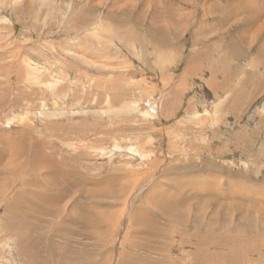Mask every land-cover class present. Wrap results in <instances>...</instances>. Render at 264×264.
I'll use <instances>...</instances> for the list:
<instances>
[{"label":"rangeland","instance_id":"obj_1","mask_svg":"<svg viewBox=\"0 0 264 264\" xmlns=\"http://www.w3.org/2000/svg\"><path fill=\"white\" fill-rule=\"evenodd\" d=\"M263 4L0 0V164L21 139L90 179L33 216L11 199L45 192L50 169L0 175V264H26L6 225L59 264H264Z\"/></svg>","mask_w":264,"mask_h":264},{"label":"bare ground","instance_id":"obj_2","mask_svg":"<svg viewBox=\"0 0 264 264\" xmlns=\"http://www.w3.org/2000/svg\"><path fill=\"white\" fill-rule=\"evenodd\" d=\"M240 5H242V4H240ZM100 8H101V6H100ZM252 9L254 10V8H252ZM127 12H129V11H127ZM129 14H130V12H129ZM115 18H117V16ZM139 18H140V16H138V20H139ZM252 18H253V22H254L252 25H255L254 27H258L259 28V29L257 28L258 30H254L253 31V34H256L257 35L264 28V21L261 20V15H256L255 14ZM134 19H135V17H134ZM138 20H137V23H138ZM88 21L89 20H87L86 22H88ZM140 21H141V19H140ZM140 24H141V22H140ZM126 28L129 29V27H126ZM248 36H250V35H248ZM70 46L72 47L71 44H70ZM236 104H238V103H236ZM31 141H32V139H31ZM15 145H17L19 147L18 148L16 147V150H11V148L13 146H15ZM28 145L30 147H34V156H28L27 157L26 154H24L25 153L24 152V148L27 149L28 147L26 146V144H24V142L21 141V139L18 142L9 140L8 142H5L4 143V146H7L11 150V152L9 153L8 159L5 162H3V163L0 164V175L6 176V178H8V177H11L12 175H14L15 173L19 174L28 165H31V163L36 168L48 167L50 169V173H49V171H46L45 172V179H46L47 187H48L47 189H45V192L42 193L40 190H33L32 193H28V191L25 189L26 192H18L17 193V200L16 201L13 200V199H11V202L12 203H20V204L26 206L24 208V210H26V212H30L31 210H33L34 213L33 214L31 213L33 216H37L39 214H41V215L43 214L44 216H48V215H51L52 214V211H58L60 209H63V207H64L63 201L67 197V195H69V192L73 191L72 189H75V188H85L86 185L89 183V180L90 179H88L87 178V174H84V173H82L81 175H75L74 174V173H76L75 169H74L75 172H73V170H72L73 173L72 172H70L71 174L69 173V171L72 168L71 164L74 161V158L73 157H69V160H66L64 158H59V162L60 163L52 162L53 163L52 164L50 162L51 159H55L56 160V158H57L56 151L55 152L54 151H51L50 154L49 153L48 154H45L44 152L41 151V153H39V155H37L36 152H35V150H36V148H37V150L38 149L41 150V143L39 145V143L30 142V143H28ZM7 147L3 148V150H6ZM52 150H54V149H52ZM64 160H66V161L64 162ZM39 177L42 178V175H39ZM33 183H34V181L32 179H31V182H29V181L26 182V184L28 186H31ZM95 184H99V183L95 182ZM108 188H115L116 189L115 186L109 185V186H107L105 188V190L108 189ZM123 188L124 187L121 186L120 187V191L123 190ZM50 189H53V190H56V191L55 192H51ZM94 189H95V187H94ZM91 191H92L91 189H88L87 192H90V194H94V192H91ZM105 192L108 194V196H115L114 193H117V192H115V190L105 191ZM0 193H1V191H0ZM173 193H174V191H173ZM102 195H105V194L102 193ZM177 199H179V198H177ZM180 201L181 200H179V203L178 204L183 205L182 203H180ZM199 201H200L199 204H201V200H199ZM203 201L204 200H202V203H203ZM209 201H210V199H209ZM175 202H176V200H175ZM205 202H206V199H205ZM206 204L207 203L202 204V205H199V207H206ZM181 205H178L177 207H180ZM199 213H200V210L198 209L197 214H199ZM18 217H19V220H20L22 216L20 217V215H18L15 218L17 219ZM82 217H83V220H88V221H91L92 220V219L91 220L89 219V216H83L82 215ZM98 217L99 216H97L95 218H98ZM80 220H81V218H80ZM95 221L96 220L94 219V222ZM99 221H100V219H99ZM99 221H98V223L101 224V222H99ZM195 221H196V219H195ZM102 224H103V222H102ZM12 225H13V223H12ZM96 227H98V226H96ZM5 228L8 229V230L11 229L10 236H12L14 238V239H12V244H13L15 250H16L17 256H18V258L20 260H23L24 262H26V264H50L49 262H51L52 264H59V263L62 262V261L55 260L52 257H50V259L49 258L41 259L39 257L40 249L37 250V247H38L37 242L34 241V240H32V239L30 240L28 234L25 231H23L21 229L20 230L19 229H15V228H13L10 225H6ZM8 243L10 244V242H8ZM53 249H54V247L52 245L48 246V251L50 253L53 252ZM12 250H13V248H11L9 250V252H11ZM65 258L67 259V257H65ZM84 262H83V264H84ZM85 264H86V262H85ZM92 264H95V263L92 262ZM97 264H98V262H97Z\"/></svg>","mask_w":264,"mask_h":264},{"label":"crops","instance_id":"obj_3","mask_svg":"<svg viewBox=\"0 0 264 264\" xmlns=\"http://www.w3.org/2000/svg\"><path fill=\"white\" fill-rule=\"evenodd\" d=\"M97 0H95V2H96ZM224 17V16H223ZM264 18V17H263ZM253 19V18H252ZM245 39V38H244ZM232 45V43L230 42L229 43V47ZM221 48L223 49V50H227L228 49V47H226V46H221ZM179 49H181V48H179ZM182 50V49H181ZM219 88H221V86L219 87ZM262 91H264V83L260 80V81H258L257 83H255L254 84V87H253V89H251V92H254L253 93V95L251 96V97H255V96H257V95H261L263 92ZM250 92V93H251ZM245 105H247L246 103H245V101H243L242 99L239 101V103L238 104H235L234 106H232L231 104H230V108H229V110L232 112V114L233 113H237V112H239V111H242V110H244V109H246V106ZM236 106V107H235ZM245 106V107H244ZM214 238V237H213ZM224 238H220V240H223ZM225 240V239H224ZM123 243V257L124 258H126V259H129V255H128V253L126 252V250L129 248V245H128V240H126V241H123L122 242ZM227 243H229L230 244V247H233L234 248V244L235 243H240V241L239 240H237V241H235V242H233L232 240L231 241H228ZM145 247H146V243H145V241H143L142 242V244H141V249H145ZM126 249V250H125ZM235 249H237L236 247H235Z\"/></svg>","mask_w":264,"mask_h":264}]
</instances>
